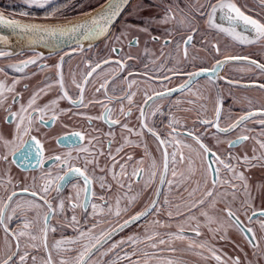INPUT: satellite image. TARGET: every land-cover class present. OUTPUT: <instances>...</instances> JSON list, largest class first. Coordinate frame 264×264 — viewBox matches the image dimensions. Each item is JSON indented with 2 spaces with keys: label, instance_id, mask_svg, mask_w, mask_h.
<instances>
[{
  "label": "snow or ice",
  "instance_id": "obj_1",
  "mask_svg": "<svg viewBox=\"0 0 264 264\" xmlns=\"http://www.w3.org/2000/svg\"><path fill=\"white\" fill-rule=\"evenodd\" d=\"M24 2L0 9V264H264V0Z\"/></svg>",
  "mask_w": 264,
  "mask_h": 264
},
{
  "label": "flooded vegetation",
  "instance_id": "obj_2",
  "mask_svg": "<svg viewBox=\"0 0 264 264\" xmlns=\"http://www.w3.org/2000/svg\"><path fill=\"white\" fill-rule=\"evenodd\" d=\"M11 3L10 5L8 6V9L5 8L4 6H0V9L4 10L5 12H13V13H18L20 10H24L26 9V4L24 2V0H10ZM55 2L57 3H65L66 0H55ZM145 2L147 3L148 0H145ZM7 5V4H6ZM89 9H83V11H88ZM31 11L35 12V13H38L39 15H43V11L42 10H39V9H32ZM70 15L72 16H76V17H79V13H72L70 12ZM220 43H221V47H222V50H226V51H235V52H248V53H251L253 54L254 56H259V52H258V49L256 47H252V48H248V47H245L243 49H241L240 47H235V48H230V49H224V39L221 38L220 39ZM150 47H153L155 48L157 51L159 50V45H150ZM132 51L135 53V52H142V48L141 49H137V48H133ZM77 61L74 60L72 63H73V66H75V63ZM4 63H6L5 61H3L2 59H0V66H2ZM232 65H229L226 67V70H225V74H228V75H233V76H237L239 77L240 75H242L241 73H238V72H234L232 71ZM67 69H68V65L66 64L65 65V72L67 74ZM36 81H33L32 83H35ZM251 95H255V93H250ZM227 103H231V99L229 98L226 102ZM62 106H67V103L66 102H62ZM97 112L99 111V109L96 110ZM3 113L0 112V116H2ZM75 119V118H74ZM86 127V122H85V125ZM96 126L97 127H100L102 128L103 131H107V126L106 125H103L101 122H96ZM42 131L45 132V133H50L51 134V140H50V145L51 147L59 150L60 149V145H58L56 143V138L57 137H62L63 136V133L65 131H67L66 129L62 128L60 126V124H51V123H48V124H45L42 128ZM32 164L35 163V161L33 160L31 162ZM15 171L18 173L19 172V169H15ZM67 234H71V231L68 230ZM59 238V233L57 234H52L50 233L49 234V241L52 242L54 239H57Z\"/></svg>",
  "mask_w": 264,
  "mask_h": 264
},
{
  "label": "rangeland",
  "instance_id": "obj_3",
  "mask_svg": "<svg viewBox=\"0 0 264 264\" xmlns=\"http://www.w3.org/2000/svg\"><path fill=\"white\" fill-rule=\"evenodd\" d=\"M11 1L10 0H0V6H4L5 8L8 9V6L10 5ZM7 4V5H6ZM88 9V8H85ZM81 10L80 9H73L70 12L72 13H79ZM189 260L190 264H199V258L193 255H189L187 257Z\"/></svg>",
  "mask_w": 264,
  "mask_h": 264
},
{
  "label": "water",
  "instance_id": "obj_4",
  "mask_svg": "<svg viewBox=\"0 0 264 264\" xmlns=\"http://www.w3.org/2000/svg\"><path fill=\"white\" fill-rule=\"evenodd\" d=\"M78 18H82V17H78ZM0 34H7V30L0 27Z\"/></svg>",
  "mask_w": 264,
  "mask_h": 264
}]
</instances>
